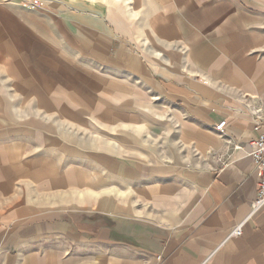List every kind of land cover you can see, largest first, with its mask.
Wrapping results in <instances>:
<instances>
[{
	"label": "crops",
	"instance_id": "1",
	"mask_svg": "<svg viewBox=\"0 0 264 264\" xmlns=\"http://www.w3.org/2000/svg\"><path fill=\"white\" fill-rule=\"evenodd\" d=\"M120 2L107 7V16L105 5L101 11L93 9L91 16L83 13L78 25L82 39L85 44L107 47V51L111 47L117 60L126 53L124 47L115 50L114 46L123 42L130 28H148V43L161 50L172 45L187 47L186 53L177 48L166 57L181 74L154 70L151 63L149 70L172 110L182 117V140L185 147L193 144L198 164L150 161L142 166L136 158L118 156L116 165L111 166L113 173L108 174L105 167L108 169L113 161L100 156L104 169L92 181L83 168L70 166L66 173L56 174L48 167L51 161L41 159L32 162L38 167L33 171L35 180L40 186L58 187L63 193L40 198V211L27 214V185L20 188L18 184L27 176L26 162L21 160L25 153L13 157L11 133L2 130L0 210L10 205L17 212L1 219L18 217L17 232L8 235L7 243L19 248L20 264H264V207L251 214L258 178L248 155L250 140L261 131L256 127L257 111L261 112L264 130V0L260 5L253 0H124L141 14L139 19L133 16V21L125 16V4ZM84 4L90 11V3ZM6 8L26 15L21 9ZM9 23L19 37L26 31L36 39L26 25L22 28L16 22ZM43 26L46 34L52 35ZM6 27L7 22L0 20V68L18 73L26 56L20 54L18 39L17 43L6 39L10 38ZM138 36L140 39L142 34ZM136 39L135 33L134 42H140ZM153 56L159 59L161 53L154 52ZM15 75L20 88L14 91L34 93L40 103H50L51 109L59 110L63 116L82 121L81 111L59 103L56 94L53 98L42 95L51 86L36 89L33 79ZM5 92L0 84V110L8 114L9 120ZM77 100L85 106L84 98ZM108 118L107 113L102 117L104 121ZM120 119L123 118L117 116L118 122ZM222 121L227 122L225 134L215 129ZM0 123H6L5 119L0 118ZM18 144L26 152V140ZM52 144L60 143L54 140ZM61 150L74 155L64 144ZM42 163L46 166L43 169ZM41 176H46L43 184ZM110 183L116 187H110ZM70 187L71 191H66ZM83 187L98 188L99 192L90 196ZM68 203L76 207V212L65 217L50 215L52 209L63 210ZM41 206H49V213L44 214ZM28 220L34 222L33 227H28ZM239 224H243L242 235L228 238ZM5 234L1 229L0 236ZM31 239L42 243V249L22 261ZM62 241L69 243L64 245ZM64 253H68L65 258Z\"/></svg>",
	"mask_w": 264,
	"mask_h": 264
},
{
	"label": "rangeland",
	"instance_id": "2",
	"mask_svg": "<svg viewBox=\"0 0 264 264\" xmlns=\"http://www.w3.org/2000/svg\"><path fill=\"white\" fill-rule=\"evenodd\" d=\"M39 1L43 4L33 7L32 0H0V20L7 22L6 35H10V38L6 39L14 43L20 41V54L26 56L22 59L23 62H20L24 65L18 73L24 76L23 79H33L32 85L36 89L46 90L48 89L46 85L51 86L49 91H42V95L53 98L56 94L59 103L72 105L75 111H81L83 119L73 121L68 116H63L59 110L51 109L50 103L49 106L40 103L34 93L14 91L20 88L17 86V78L14 77L18 73H9L6 68H0V84L4 92L6 91L3 94L10 106L9 120L6 119L9 117L8 114L4 115L0 110V118H4L6 122L0 123V132L5 130V133H11L9 141L13 157L25 153L21 160L23 163L26 162L27 176L18 184L20 188H25L27 185V214L38 208L37 200L40 198L52 193L59 195L63 193L58 187H49L47 183L40 186L41 184L35 180L33 171L37 166L32 162L41 159L51 161L48 167L56 174L66 173L70 170V166L83 168L86 175L89 173L88 176L92 181H95L94 179L104 169L99 162L100 156H107V159L113 161L110 168L105 167L108 174L113 173L114 168L111 169V166L116 165L120 158L118 156H125L131 160L136 158L137 164L142 166L148 165L150 161H173L197 165L199 159L195 147L191 143L185 147V142L182 140V117H178L172 110L149 70L151 63L154 70L167 72L170 75L181 74L171 58L166 57L177 48L186 53L187 47L172 45V48L161 50L159 46L148 43V28H130L124 33L127 39L124 38L122 43L114 46L115 50L124 47L126 53L122 60H117L111 47L107 51L105 50L107 47L103 48L96 43L85 44L78 26L83 13L91 16L95 13L93 9L101 11L102 5H105V16H107V7L116 4L117 0ZM120 1L121 4H125L123 11L129 20L133 21V16L139 19L141 14L134 12L133 6H127L124 0ZM260 1L263 0H253L257 5H260ZM84 3H90V11L88 5ZM6 7L21 9L26 15L11 12ZM10 21L21 24L22 28L26 25L27 31L30 28L37 40L26 31L19 37V33L9 23ZM35 24H38V27H32ZM43 25L49 28L52 35L46 34ZM135 33L136 41L140 42H134ZM139 33L142 34L140 39ZM65 35H68L69 39H66ZM154 52L161 53L159 59H155ZM135 60L138 63H135ZM139 69L140 74H138ZM127 70L130 72L124 73ZM154 70L152 71L155 72ZM80 98H84L85 106L77 100ZM106 113L109 115L108 121L102 119ZM117 116L123 119L118 122ZM19 121L27 123L19 124ZM23 132H26L27 138L24 137ZM68 138H76L77 141L69 142ZM25 140L26 152L23 147L21 149L18 147V143L23 141L24 144ZM54 140L60 144L53 145ZM63 144L72 150L74 155L62 151ZM45 167L44 163L40 165L41 169ZM45 181L46 176H41L40 183L43 184ZM110 187L115 188L116 185L110 183ZM61 188L65 189V187ZM71 188L66 191H71ZM83 189L88 191L90 196L99 192L98 188L83 187ZM129 198L131 208L132 196ZM73 206L71 203L64 204L63 210L57 208L53 210V206H50L53 210L50 215L65 217L76 212V207ZM48 207L41 206V211L43 210L44 214L49 213ZM13 209L8 205L0 210V230L6 232L5 235L0 236V264L21 263L18 259L19 248L13 247L10 242L7 243L8 235L12 236L17 232L15 227L18 217L9 215L11 218L1 219L10 212H17ZM27 223L28 227L34 226L32 221L28 220ZM68 243L62 241L64 245ZM47 244L50 243L45 242V245ZM41 246L42 243L32 239L30 243L27 242L22 261L34 251L42 249ZM66 256L68 253H64L62 257Z\"/></svg>",
	"mask_w": 264,
	"mask_h": 264
},
{
	"label": "built area",
	"instance_id": "3",
	"mask_svg": "<svg viewBox=\"0 0 264 264\" xmlns=\"http://www.w3.org/2000/svg\"><path fill=\"white\" fill-rule=\"evenodd\" d=\"M32 6H40L43 3L39 0H32ZM258 124L256 127L261 129L260 134L257 137H254L250 140L249 146L250 150L248 155L253 159L255 167H256V174L258 178V190H257V197L252 204V212L251 214L257 213L260 209L264 207V130H263V120L261 112H256ZM226 121H222L216 125L215 129L220 134H225L226 128ZM235 149L239 150L242 149L241 146H235ZM243 233V224H239L232 230L229 237H238L241 236Z\"/></svg>",
	"mask_w": 264,
	"mask_h": 264
}]
</instances>
